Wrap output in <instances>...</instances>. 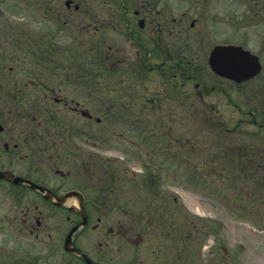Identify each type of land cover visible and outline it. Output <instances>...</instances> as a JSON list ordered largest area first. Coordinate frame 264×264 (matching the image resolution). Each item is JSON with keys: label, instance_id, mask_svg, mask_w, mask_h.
I'll list each match as a JSON object with an SVG mask.
<instances>
[{"label": "flooded vegetation", "instance_id": "flooded-vegetation-1", "mask_svg": "<svg viewBox=\"0 0 264 264\" xmlns=\"http://www.w3.org/2000/svg\"><path fill=\"white\" fill-rule=\"evenodd\" d=\"M114 1L110 25L118 32L124 24L128 42L134 41L136 49L134 72H127V83L117 86L86 84L89 73L85 75L75 53L72 68L64 65V74L54 73L51 51L60 42L53 29L59 33L75 25V16L82 15L79 6L49 10L59 21L57 26L52 21L51 29L9 20L0 10V264H264L247 260L254 257L245 240L233 250L212 245L203 259L194 249L196 240H181L182 232H194L196 225L180 213L172 217L158 192L156 171L164 166L103 164L97 154L106 145L105 133H100L104 123L111 124L104 131L121 145L129 144L127 135L117 134L114 125L134 127L149 148L147 156L150 143L170 138L165 129H172L162 117L149 115L151 109L166 113V104L138 96L153 75L168 89V97H177L180 108H203L205 95L218 86L210 89L207 77L200 79L199 73L208 71L211 81L233 82L209 66L217 46H242L262 64L264 0ZM84 26L79 24V30ZM74 51L79 53L80 47ZM33 54L43 59L32 61ZM263 71L262 64L260 74ZM135 72L141 74L138 84ZM260 74L238 85L243 98L239 112L244 123L258 128V140L264 142V81L251 86L252 103L248 87ZM190 83L196 100L183 104L179 99ZM139 105L149 110L139 115ZM119 109H132L133 118L118 117ZM153 152L160 153L156 148ZM256 157L261 160L264 149L258 148ZM240 169L264 172V164ZM147 187L153 196H141ZM247 190L245 198L254 201ZM118 203L124 204L122 210ZM117 211L123 212L120 220ZM220 247L223 254H218ZM144 256L151 260H141Z\"/></svg>", "mask_w": 264, "mask_h": 264}, {"label": "rangeland", "instance_id": "rangeland-1", "mask_svg": "<svg viewBox=\"0 0 264 264\" xmlns=\"http://www.w3.org/2000/svg\"><path fill=\"white\" fill-rule=\"evenodd\" d=\"M68 1L73 2L74 6L78 5L82 15L75 16V25L70 27V29H63L59 33H56L57 30L53 29L54 34L58 35L57 39L60 42V45H57L60 50L58 51L56 62H60L62 65V67L60 65L54 67V73L59 72L55 75L64 74L63 66L69 65V68H72L74 63L69 53L62 55H59V53L62 51L66 52L68 48L72 49L74 47L76 49L78 44H81L84 50L79 53L73 50L71 53H75L78 59L77 62L83 63L82 66L85 67L86 71L85 75L89 73L86 76L90 79L87 80L88 84L117 86L121 82H125L127 72L130 73L135 67V64H132L136 53V49L133 48L134 45L132 44H135V42H128L124 25H119L118 32H114L113 26H110V11L106 6L111 5L112 0H0V10H4L9 20H21L23 23L29 22L36 29L40 28L41 25L44 29H51L53 27V19L51 18L55 15L50 13L49 10L51 12H59V8L64 10ZM87 8L102 11L99 13L93 11L85 13L88 10ZM94 19L98 20L97 25L91 22ZM103 21L105 26L102 33L99 34L98 31L96 32V28L102 27L101 23ZM79 24L90 25L88 29L80 31L78 28ZM200 47L203 48L204 46ZM206 47L208 50L209 47ZM92 48L95 49L92 58H90L87 55L92 52ZM31 58L34 61V57L31 56ZM194 63L199 64L200 62ZM262 64L264 66V58ZM136 74L135 80L136 84H138L141 74ZM210 74L208 71L199 73L200 79L207 77L206 83L210 89V86H218L214 92L205 95L206 103L202 109L206 117L213 119L211 123L224 128L223 131L215 130L210 141H208L209 134L206 129L201 128L200 123L203 119L201 118L202 120L192 123L188 115L184 114L183 110L178 106L177 97L174 98L173 95L168 97L170 95L168 89L164 87L157 75H153L150 80L145 81L144 86L139 84L142 89L138 91L140 100L147 101L148 98L150 100L154 99L156 102L162 100V105L166 104L162 110L166 111V113L151 109L149 115L156 118L162 117L161 120L165 121L166 126L177 131L176 136H181L183 140L192 139L200 142V149L208 156V160H211L210 163L196 165L200 161L201 156L196 152L192 155L185 154L183 151H187V148L183 143L179 145L180 148L179 146L176 147L181 152V159L178 162L153 152V148H156L159 152L164 141H161L162 146H157V143L160 142L150 143L151 154L147 156L149 148L142 144L143 141L137 136L139 133L135 132L134 127L132 130H127L125 125H114L116 126L114 130H116L117 134L119 132L124 134V136L127 135L129 144L126 142L127 144L121 145L118 139L111 138L106 133L108 130L104 131V127L111 125L109 123H104L100 129V133H105L102 134V139H106V145H102L103 148L100 147L99 152H97L98 158L101 159L103 164H124L130 168H139L147 165L164 166L165 171L161 170V175L160 177L158 176V192L162 193L161 198L167 203L165 205L167 211L172 213V217L173 214L180 213L182 219H188L189 223L196 225L194 232H182L181 240L185 242L190 240V243L196 240L194 249L197 254L202 255L203 259L210 255L209 248L212 245H226L230 250L232 246H237L245 240L252 247L249 254L254 257H248L247 260L261 263L264 262V218L261 216V213H264V206L263 203L256 200L257 198L254 201H248L244 192V188L248 186L249 196H256L257 191L256 193L254 192L255 185L253 182L258 180V178L254 179L251 177L252 173L247 171L249 178L246 181L252 183L249 186V183H243L242 180L238 179L240 173L237 168L238 165L239 168H242L245 164H256L254 157L246 156L254 148L252 146L253 140H258L260 137L258 136L259 130L252 122L246 121L244 123L242 121L244 118L236 106H240L243 100L239 87L226 81H211ZM262 81H264V71L248 85L251 103L254 97V90L251 86ZM192 91H194V86L190 83L183 89L184 94H181L180 102L181 98L187 95L196 100ZM118 95V98L124 102L128 100L125 94L118 93ZM196 98L199 100L197 96ZM123 107L125 105L120 107V109ZM139 107H141L137 110L139 115L142 110L143 113L149 110V108H143L142 105H139ZM120 109L117 113L118 117L122 119L132 117V109H126L121 112ZM103 113L100 116H103ZM167 130L165 129V132ZM111 135L113 134L111 133ZM238 146L244 147L246 153L240 154L234 151L230 158L225 156L224 153L231 152ZM235 161L239 164H231V162ZM172 168L178 170V175H176L177 171L170 170ZM167 172H169L168 175L166 174ZM232 172L238 174H233ZM149 189V187L144 190L141 189L143 191L141 196H153ZM137 203L138 205H145L143 201H138ZM118 204L121 205L119 209L122 210L124 204ZM117 213L116 216L120 220L124 216L123 212L117 211ZM218 254H223L222 247L219 248ZM140 259L147 261L151 260V257L144 256L140 257Z\"/></svg>", "mask_w": 264, "mask_h": 264}, {"label": "water", "instance_id": "water-1", "mask_svg": "<svg viewBox=\"0 0 264 264\" xmlns=\"http://www.w3.org/2000/svg\"><path fill=\"white\" fill-rule=\"evenodd\" d=\"M212 68L222 75L239 81L259 72L258 63L236 47H228L216 53L212 59Z\"/></svg>", "mask_w": 264, "mask_h": 264}, {"label": "trees", "instance_id": "trees-1", "mask_svg": "<svg viewBox=\"0 0 264 264\" xmlns=\"http://www.w3.org/2000/svg\"><path fill=\"white\" fill-rule=\"evenodd\" d=\"M205 127H206V131L207 132H209L210 134H209V139H208V141H210V139H211V137L214 135V133H215V128H214V126L212 125V126H209V125H207V124H205ZM212 131V132H211ZM185 140V139H184ZM184 140H182V142H183V144L185 145V147L187 148V151H183L185 154H187V155H192L194 152H196V153H198L200 156H201V159H200V161L198 162V163H196L197 165H200L201 163H210L211 162V160H208V156L205 154V153H203L202 151H201V149H200V147H201V144H200V142H198V141H196V140H192V139H189V140H185V141H189V142H186L185 143V141ZM173 143H175V142H173ZM240 146H238L236 149H234L233 151H231V152H228V153H224L225 154V156L227 157V158H230L231 157V155L234 153V151H237V152H239L240 151ZM187 152V153H186ZM231 164H239L237 161H235V162H231ZM233 174H238V173H235V172H232ZM240 173V172H239ZM240 174H242V173H240ZM238 179H239V177H238Z\"/></svg>", "mask_w": 264, "mask_h": 264}]
</instances>
